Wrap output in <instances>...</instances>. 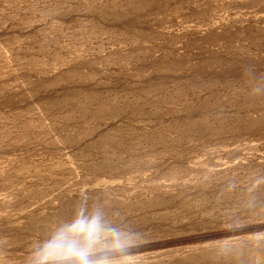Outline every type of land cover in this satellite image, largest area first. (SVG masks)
<instances>
[{
	"label": "rangeland",
	"instance_id": "rangeland-1",
	"mask_svg": "<svg viewBox=\"0 0 264 264\" xmlns=\"http://www.w3.org/2000/svg\"><path fill=\"white\" fill-rule=\"evenodd\" d=\"M261 77L264 0H0V264L81 189L141 234L137 264L264 248Z\"/></svg>",
	"mask_w": 264,
	"mask_h": 264
},
{
	"label": "clouds",
	"instance_id": "clouds-1",
	"mask_svg": "<svg viewBox=\"0 0 264 264\" xmlns=\"http://www.w3.org/2000/svg\"><path fill=\"white\" fill-rule=\"evenodd\" d=\"M248 95L252 101L264 99V77L254 80ZM141 243V234L103 195L81 189L70 214L33 242L25 264H137ZM234 255L237 264H264L259 244Z\"/></svg>",
	"mask_w": 264,
	"mask_h": 264
}]
</instances>
